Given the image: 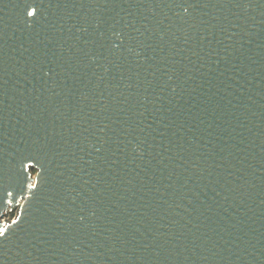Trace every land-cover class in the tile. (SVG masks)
Instances as JSON below:
<instances>
[{
  "label": "water",
  "instance_id": "1",
  "mask_svg": "<svg viewBox=\"0 0 264 264\" xmlns=\"http://www.w3.org/2000/svg\"><path fill=\"white\" fill-rule=\"evenodd\" d=\"M0 264H264V0H0Z\"/></svg>",
  "mask_w": 264,
  "mask_h": 264
},
{
  "label": "rangeland",
  "instance_id": "2",
  "mask_svg": "<svg viewBox=\"0 0 264 264\" xmlns=\"http://www.w3.org/2000/svg\"><path fill=\"white\" fill-rule=\"evenodd\" d=\"M9 216H11V215H9ZM9 216H8V218H9ZM8 218H7V219H8Z\"/></svg>",
  "mask_w": 264,
  "mask_h": 264
},
{
  "label": "flooded vegetation",
  "instance_id": "3",
  "mask_svg": "<svg viewBox=\"0 0 264 264\" xmlns=\"http://www.w3.org/2000/svg\"><path fill=\"white\" fill-rule=\"evenodd\" d=\"M16 214H14V216H15Z\"/></svg>",
  "mask_w": 264,
  "mask_h": 264
},
{
  "label": "snow or ice",
  "instance_id": "4",
  "mask_svg": "<svg viewBox=\"0 0 264 264\" xmlns=\"http://www.w3.org/2000/svg\"><path fill=\"white\" fill-rule=\"evenodd\" d=\"M31 14V13H30Z\"/></svg>",
  "mask_w": 264,
  "mask_h": 264
}]
</instances>
